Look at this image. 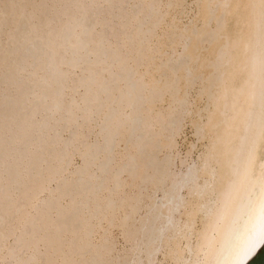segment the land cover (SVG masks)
Instances as JSON below:
<instances>
[{
  "label": "bare ground",
  "instance_id": "bare-ground-1",
  "mask_svg": "<svg viewBox=\"0 0 264 264\" xmlns=\"http://www.w3.org/2000/svg\"><path fill=\"white\" fill-rule=\"evenodd\" d=\"M28 1L0 0V264L253 260L264 0Z\"/></svg>",
  "mask_w": 264,
  "mask_h": 264
},
{
  "label": "rangeland",
  "instance_id": "rangeland-1",
  "mask_svg": "<svg viewBox=\"0 0 264 264\" xmlns=\"http://www.w3.org/2000/svg\"><path fill=\"white\" fill-rule=\"evenodd\" d=\"M2 1H3V2H4V1L6 2V0H2ZM41 1L43 2V0H29L28 2H30V3H27L29 8L27 7V9L31 10V9H30V6L34 8L35 6H37V4L39 5V3H40ZM50 1H51V0H49V1L46 0V1H45L46 5L44 4L45 6L42 7L41 12H43V10H44L45 12L48 11L49 14L52 12V13L50 14V16H52V14L55 12V10H54V0H52L53 2L51 1L52 3H51ZM163 1L166 2V0H163ZM188 2H192V0H188ZM49 3H50V4H49ZM49 5H50L51 8L49 7ZM47 6H48V7H47ZM52 7H53V8H52ZM51 9H52V10H51ZM116 12H117V11L115 10L114 13L116 14ZM109 19H110V20L112 19L113 22L115 21L114 18L108 17V20H109ZM1 38H2V39H1ZM0 40H1L2 44H5V43H6V36H1V37H0ZM4 40H5V41H4ZM3 47H4V49H6V46H3ZM77 161H78V162H77ZM78 163H80V162H79V159H78V158H75V162H74V164H78ZM1 203H2V201H1V199H0V204H1ZM4 204H6V201H5ZM4 204H1L0 206H5ZM121 243H122V242L119 241V244H118V245H119V246H118L119 248H120V246H121ZM163 264H165V263H163Z\"/></svg>",
  "mask_w": 264,
  "mask_h": 264
},
{
  "label": "water",
  "instance_id": "water-1",
  "mask_svg": "<svg viewBox=\"0 0 264 264\" xmlns=\"http://www.w3.org/2000/svg\"><path fill=\"white\" fill-rule=\"evenodd\" d=\"M248 264H264V246Z\"/></svg>",
  "mask_w": 264,
  "mask_h": 264
}]
</instances>
